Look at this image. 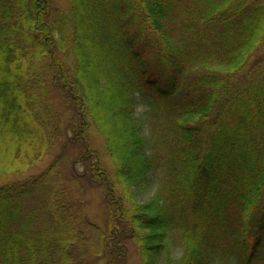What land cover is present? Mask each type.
I'll return each mask as SVG.
<instances>
[{
    "label": "trees",
    "instance_id": "1",
    "mask_svg": "<svg viewBox=\"0 0 264 264\" xmlns=\"http://www.w3.org/2000/svg\"><path fill=\"white\" fill-rule=\"evenodd\" d=\"M61 2L0 0V176L61 148L0 186V264H124L127 239L142 264H213L232 237L240 264H264V0ZM140 96L163 129L152 145ZM162 148L161 186L129 206ZM91 185L107 189L105 230Z\"/></svg>",
    "mask_w": 264,
    "mask_h": 264
},
{
    "label": "rangeland",
    "instance_id": "2",
    "mask_svg": "<svg viewBox=\"0 0 264 264\" xmlns=\"http://www.w3.org/2000/svg\"><path fill=\"white\" fill-rule=\"evenodd\" d=\"M60 6H65L67 3L65 0H62L61 3H59ZM38 68L42 67V63L38 62L36 64ZM105 68V67H104ZM92 94H96L95 92ZM55 100L58 102L60 99L57 97L55 93ZM152 99L149 97H138L137 100V117L139 120L144 124L146 129V134L148 135V140L151 142V145L155 142V137L157 136V133L159 132L161 126L159 125L160 119L156 116V113L153 108ZM66 117H68L70 114L68 112H63ZM102 120H106V117H102ZM95 128V127H94ZM91 129V133H93V139L92 141V148L99 151L100 155H102V158L104 159V165L105 168L109 171H111L112 175H114V165L113 162L108 158L107 151H106V139L99 133L95 131V129ZM159 133H163L160 131ZM158 133V134H159ZM125 140V139H124ZM123 143V142H122ZM63 148V147H62ZM60 147L54 149L52 153H49L47 157L43 158V160L39 163H36L33 167L28 168L25 171L17 172V173H7L3 176H0V186L7 185L12 182L22 181L24 178H29L33 175L40 174L44 169H46L48 166L51 165V163L54 161L55 156L59 153ZM157 150L153 149V153H155ZM165 150L163 148L160 150V153L157 152V160H158V167L156 171H154V174L151 179L150 184H144L139 189V197L140 198H134L132 200H129V206H131L132 201H140V202H146L148 201L152 196L155 195L157 190L162 184V181L164 179V170L165 167L161 164L162 163V155ZM70 158L75 159L79 158V153L75 149L71 148L70 150ZM109 160V161H108ZM131 162L135 163V160L133 159ZM66 165V162L64 163ZM76 168L79 172H83L85 170V167L83 163L80 162V160H77ZM113 178V177H112ZM113 182H115L116 177L112 179ZM117 182V181H116ZM172 183H169L167 193L169 194V189L172 187ZM104 187V186H103ZM96 187L91 185L89 189L85 192L84 198L86 201V210L88 214L90 215L91 219L99 224L103 230L106 229V226L108 225V218H110V212L107 210L106 207V199H108L107 190L105 187ZM119 190H121V187H119ZM234 238L232 237L227 240L226 242L223 241L226 250L224 253V256H218L214 258L213 264H240V258L238 256L237 251H235V247L233 241ZM125 249H124V256L121 254L119 257V260L121 262H124V264H142L141 256L139 249L134 241L131 239H127ZM222 243V244H223ZM170 245H171V251L172 256L175 259H180L183 254V245L180 235L175 231L171 234L170 238ZM221 252V251H219Z\"/></svg>",
    "mask_w": 264,
    "mask_h": 264
}]
</instances>
